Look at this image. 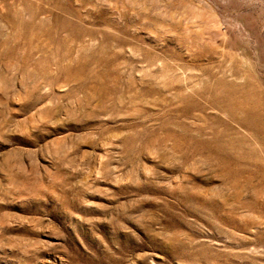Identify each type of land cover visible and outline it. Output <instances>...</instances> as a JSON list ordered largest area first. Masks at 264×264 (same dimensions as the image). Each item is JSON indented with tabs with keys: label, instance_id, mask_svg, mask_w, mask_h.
Returning a JSON list of instances; mask_svg holds the SVG:
<instances>
[{
	"label": "rangeland",
	"instance_id": "rangeland-1",
	"mask_svg": "<svg viewBox=\"0 0 264 264\" xmlns=\"http://www.w3.org/2000/svg\"><path fill=\"white\" fill-rule=\"evenodd\" d=\"M0 264H264V0H0Z\"/></svg>",
	"mask_w": 264,
	"mask_h": 264
}]
</instances>
